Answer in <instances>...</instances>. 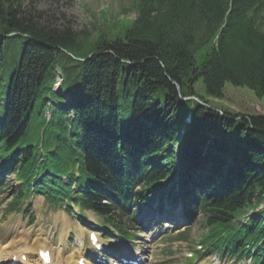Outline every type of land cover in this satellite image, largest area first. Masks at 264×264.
<instances>
[{
    "label": "trees",
    "instance_id": "obj_1",
    "mask_svg": "<svg viewBox=\"0 0 264 264\" xmlns=\"http://www.w3.org/2000/svg\"><path fill=\"white\" fill-rule=\"evenodd\" d=\"M138 5L119 36L110 25L90 37L26 0H0V196L6 176L19 182L5 212L36 193L120 232L111 215L178 173L186 214L202 216L205 254L264 264V211L244 219L264 201V116L210 102L227 84L264 98V0Z\"/></svg>",
    "mask_w": 264,
    "mask_h": 264
},
{
    "label": "rangeland",
    "instance_id": "obj_2",
    "mask_svg": "<svg viewBox=\"0 0 264 264\" xmlns=\"http://www.w3.org/2000/svg\"><path fill=\"white\" fill-rule=\"evenodd\" d=\"M26 4L41 11L55 27H61L63 24L65 28L80 36L87 34L92 37L96 34L94 27L102 28L110 25L116 27L115 36H119V31L122 32L123 27L130 25L136 18L139 0H26ZM206 50L196 54L197 63L202 61ZM224 91V100L210 101L215 107L235 114L264 115V98L258 99L247 89L235 88L228 84L225 85ZM7 182L13 183L12 178ZM7 195H3L4 200L7 199ZM30 203L34 220L32 225L30 213L27 216L13 214L3 219L5 204L3 200L2 203L0 202V244L3 247H9L13 243L17 245L24 243L32 251L35 243L42 242L52 250L53 264H68L71 257L76 259L79 255L87 254L89 247L81 224L68 217L63 210L50 209L40 197L30 198ZM155 204L153 209L145 208L141 204L134 205L132 212L135 216L128 223L130 233L135 235L130 246L116 236L110 235L109 240L102 239L105 248L111 253L124 254L125 257L131 258L137 247L138 250L145 252L144 264H186L185 253L195 249L205 231L202 217L195 215L193 218H188L184 213L182 215L180 213L178 218L182 221H174L170 224L172 227L169 230H163L156 224L158 220L156 216L165 215L168 218L169 216L163 211L161 214L155 211ZM152 214L156 215L152 218L155 219V226H150ZM87 220L96 223L94 216L89 213L86 214V222ZM163 221L167 222V219ZM181 233L185 235L184 239L175 238ZM194 264L246 263L245 260L239 261L227 255L222 258L217 256L199 258Z\"/></svg>",
    "mask_w": 264,
    "mask_h": 264
},
{
    "label": "bare ground",
    "instance_id": "obj_3",
    "mask_svg": "<svg viewBox=\"0 0 264 264\" xmlns=\"http://www.w3.org/2000/svg\"><path fill=\"white\" fill-rule=\"evenodd\" d=\"M179 213H180V210L174 211L172 213V215L170 216V217H172V220L177 219L179 217V215H180ZM163 227H164L165 230L166 229L168 230L170 228V226L168 224H164ZM34 247H35V245H34ZM28 248H29V246L26 245V244H24V243H21L20 245H16V247H11V246H9V247H7V246L6 247H3V249L0 251V259H2V261L8 260V256L13 251H17V252L19 251V256L20 255H23V254H26L27 251L29 250ZM122 256H124V255H122ZM18 260H19V258H18ZM77 260H78V258H76L74 260V263L73 264H76Z\"/></svg>",
    "mask_w": 264,
    "mask_h": 264
},
{
    "label": "water",
    "instance_id": "obj_4",
    "mask_svg": "<svg viewBox=\"0 0 264 264\" xmlns=\"http://www.w3.org/2000/svg\"><path fill=\"white\" fill-rule=\"evenodd\" d=\"M177 90H179V87H177Z\"/></svg>",
    "mask_w": 264,
    "mask_h": 264
}]
</instances>
